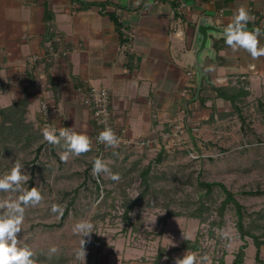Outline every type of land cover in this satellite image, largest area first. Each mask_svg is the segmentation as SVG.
I'll list each match as a JSON object with an SVG mask.
<instances>
[{"label":"crops","instance_id":"crops-1","mask_svg":"<svg viewBox=\"0 0 264 264\" xmlns=\"http://www.w3.org/2000/svg\"><path fill=\"white\" fill-rule=\"evenodd\" d=\"M241 6L264 29V0H0V110L26 98L41 116L49 101L46 121L90 137L83 97L105 87L127 137L165 143L224 100L214 87L264 89V57L233 51L222 36ZM203 25L214 29L201 50Z\"/></svg>","mask_w":264,"mask_h":264},{"label":"rangeland","instance_id":"rangeland-1","mask_svg":"<svg viewBox=\"0 0 264 264\" xmlns=\"http://www.w3.org/2000/svg\"><path fill=\"white\" fill-rule=\"evenodd\" d=\"M260 88L250 91L240 110L221 99L211 107L214 111L210 115L198 120L199 124H189L175 141L167 138L170 151L165 148L160 162L156 159L162 143L158 149H104L99 157L111 173L119 174L118 181L108 173L92 175L96 147L78 157L69 155L67 160L62 159L63 141L52 145L43 140L42 129L52 123L46 121L42 111L40 116L36 110L28 112L26 108L25 121L15 133L20 139L12 135L3 139L0 133V175L10 172L18 160L24 165L22 171L31 177L25 187L29 188L32 181L43 196L39 205L26 207L18 238L30 247L38 264H153L161 249L165 253L159 264H175V258L186 251L196 255V264H218L221 258L230 264L244 241L235 226L234 208L229 206L223 218L217 214L225 198L219 187L215 186L213 199L208 201L211 211L205 213L203 221L167 216L199 205V192L204 191L198 186L200 179L222 182L245 207L246 221L258 220L261 228L257 232L263 231L264 217L258 218L259 213H264V89ZM29 133L33 136L27 146L25 136ZM178 140L179 145L172 149ZM148 165L152 167L151 187L140 197L145 190L140 176ZM249 191L254 194L245 193ZM18 195L0 192V199ZM189 197L192 203L186 204ZM138 198L140 202L131 211L130 221H125L128 203ZM53 204L61 206L62 215L51 212ZM81 219L90 220L95 226L90 241L84 237L88 241L84 262L76 255L81 237L72 230ZM220 219L223 227L212 229L211 222ZM182 231L188 239L199 238L200 248L179 251L185 240ZM247 242L243 264H264L256 259L253 239L247 237ZM52 247L57 249L55 253H50ZM260 256L264 262V245Z\"/></svg>","mask_w":264,"mask_h":264},{"label":"clouds","instance_id":"clouds-1","mask_svg":"<svg viewBox=\"0 0 264 264\" xmlns=\"http://www.w3.org/2000/svg\"><path fill=\"white\" fill-rule=\"evenodd\" d=\"M252 19L244 6L239 7L231 22L223 29L222 36L233 51L244 50L253 60H258L264 57V45H261L260 42V37L264 36V32L260 27L249 29V21ZM205 71H214V66L208 65ZM42 136L44 141L52 145H61V141H63L64 152L61 154V158L64 160H67L69 155L78 157L91 151L93 143L86 132L77 131L76 124L72 127L59 128L46 125L42 129ZM97 142L112 149L118 148L121 143L114 130L107 125L97 136ZM23 167L24 165L17 160L13 163L10 172L0 175V192L19 193L16 198L0 199V264H36L33 259L34 253L21 238H18V234L22 231L26 207L39 205L43 196L37 187H25L31 177L22 171ZM102 172L110 174L113 180L120 179L118 173L110 172L108 164L101 157H96L92 161V175L98 177ZM51 212L62 215L63 209L60 205L53 204ZM94 227L90 220L85 219H81L73 225V233L81 237L76 255L83 262L86 256L85 244L88 242L84 237H88L90 241ZM183 239H188L184 233ZM56 251L55 247L50 249V253ZM175 264H196V255L186 251L182 257L175 258Z\"/></svg>","mask_w":264,"mask_h":264},{"label":"trees","instance_id":"trees-1","mask_svg":"<svg viewBox=\"0 0 264 264\" xmlns=\"http://www.w3.org/2000/svg\"><path fill=\"white\" fill-rule=\"evenodd\" d=\"M115 18L114 16H112ZM116 23L118 25V29H121V25L118 23L117 19ZM252 24L249 22V29H253L255 27L251 26ZM261 28V27H260ZM263 31L264 29L261 28ZM223 40H215V47L219 50L221 43ZM219 42L220 45H219ZM214 90L218 93V97L223 98L224 100H228L231 102L232 106L236 108L237 110H240V104L245 100L247 96L250 95V91L243 86L240 85H234V86H222V87H214ZM27 99L24 98L21 101L16 102L13 104L11 107L7 109H1L0 110V118H1V126H0V133H2V138H6L8 135H12L13 137L20 139V135H15V133H19L16 129L17 126L23 125V120L25 121V109L26 107L24 106L26 104ZM6 130V131H5ZM21 131V129H20ZM26 131V127H24V131ZM6 133V134H5ZM32 136L30 133L27 134L25 137L26 140V145H30ZM63 143V142H62ZM41 147V146H40ZM92 147V151H93ZM101 149L97 148V151H95V155L93 156V160L96 157H99ZM116 152H119V150H116ZM166 152L165 148H162V151L158 153L157 156V161L160 162L162 160V155ZM92 160V161H93ZM92 167V163H91ZM151 165H148L146 169L143 170L141 173V180H142V185L145 186V190H143L140 193V197H144L145 193L149 191V188L151 187V182L149 180V173L151 171ZM198 186L200 189L204 190L203 192H199V205L197 206H190L188 209V212H183V211H175L171 212L168 214L167 217L169 216H186L188 218H196L200 219L203 221L205 213L211 211V206L208 204L211 199H213V192L215 189V186L219 187L222 193L225 195V198L222 200L220 203L219 207L217 208V214L220 218H223L228 207L232 206L235 210V215H236V229L238 231V235L241 238L244 243L240 246L239 251L236 253V257L233 262L230 264H243L244 258H245V250L248 247V242H247V237L252 238L255 246L257 247V254H256V259L260 263H264L263 260L261 259L260 253H261V247L264 245V229L262 232H257V230H260L261 226L258 224V220H253L251 222L246 221V211L245 207L239 202L238 199H236L235 194L229 190L226 185L222 182H212V181H205V180H199L198 181ZM33 187V182L30 181L29 188ZM97 187L100 188V186L97 183ZM248 194H254V192L249 191L245 192ZM110 196V193L108 192V197ZM141 198L138 199H133L128 203L125 212H124V220L125 221H130V213L131 211L135 208V206L140 202ZM192 198L189 197L187 199L186 204L192 203ZM168 207V206H166ZM261 214V215H260ZM264 213H259L258 218H263ZM168 219V218H167ZM166 221V218L165 220ZM224 224L223 220L219 221H212L211 222V227L213 228H222ZM200 248V239L196 238L194 240L187 239L184 240V243L180 248H178L179 251L182 250H192L196 251L197 249ZM164 251L161 249L158 254L155 256L153 259V264H159L160 260L162 257H164ZM34 259V258H33ZM39 261H36V264H38ZM213 264V263H212ZM218 264H227L224 260V258H221L218 261Z\"/></svg>","mask_w":264,"mask_h":264},{"label":"built area","instance_id":"built-area-1","mask_svg":"<svg viewBox=\"0 0 264 264\" xmlns=\"http://www.w3.org/2000/svg\"><path fill=\"white\" fill-rule=\"evenodd\" d=\"M178 27L177 25H174V28ZM83 104L87 107L89 111V115L91 120L94 123L95 129L90 136V139L92 140V147L100 148V154L103 153L104 149H109L110 151H116L120 148H130L132 146L137 147H143V148H152L153 146L157 147L155 149H158L160 146L159 139H153V138H147V139H140V138H132L127 137L124 133V130L119 129L112 121V97L110 94V91L105 87H92L88 94L83 97ZM51 105L49 104V101L45 102L41 108V111L45 116L51 115ZM110 126L114 132L116 133L117 137L120 139L121 143L118 148L112 149V148H106L104 144L97 142V136L99 133L104 129L105 126ZM53 126V125H52ZM179 137V132L176 131L170 136V140H176V138ZM163 144V145H162ZM161 147L158 149V151H161L162 148H166L168 151H170L166 146V143H162ZM179 145V140L174 142L171 146L172 149L175 150V148ZM170 146V147H171Z\"/></svg>","mask_w":264,"mask_h":264},{"label":"water","instance_id":"water-1","mask_svg":"<svg viewBox=\"0 0 264 264\" xmlns=\"http://www.w3.org/2000/svg\"><path fill=\"white\" fill-rule=\"evenodd\" d=\"M209 29H214V28H212L211 26H205V25L201 26V28H200V33H202V35H203V42H202L201 50L204 48L205 43L207 41V31Z\"/></svg>","mask_w":264,"mask_h":264}]
</instances>
